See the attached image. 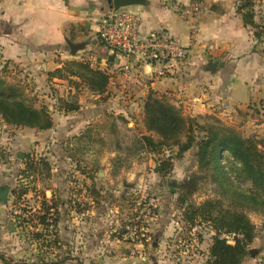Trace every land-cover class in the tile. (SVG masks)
I'll return each mask as SVG.
<instances>
[{
    "label": "rangeland",
    "instance_id": "374dc122",
    "mask_svg": "<svg viewBox=\"0 0 264 264\" xmlns=\"http://www.w3.org/2000/svg\"><path fill=\"white\" fill-rule=\"evenodd\" d=\"M224 1L237 12L238 6L245 3ZM194 3L201 9L187 15V19L196 21L209 9H223L220 0H191L181 5ZM249 3L244 11L253 13L262 36L258 38L251 25L247 26L248 35L264 59V0ZM250 64L248 61L245 66ZM245 66L239 67L241 72ZM182 69L181 66L174 74L166 70L164 75H155L157 81L166 79V84L155 90L171 101L176 94L184 95L186 75ZM49 72L37 63L15 62L0 49V75L23 85L36 106L49 107L55 121L51 130L44 131L9 124L0 115V187L10 186L8 202L0 199V254H6V264H217L210 249L218 233L214 224L219 220L201 215L208 208L214 215L225 209L244 213L255 224L256 235L246 246L249 254L241 264H264V211L233 203L216 179L217 173L201 168L196 146L184 153H179L176 143L163 145L158 151L146 148L142 135L156 139L159 136L147 130L144 109L143 113L135 112V123L128 125L130 120L122 110L133 103L140 104V94L136 93L140 87L116 82L110 86L109 97L96 99L85 85L77 90L68 80L51 78ZM176 73L178 84H169L167 79ZM247 73L249 69L246 76ZM65 100L80 102L82 108L64 112ZM183 103L176 105L182 107ZM247 106L233 107V116L230 111L192 114L185 107L187 111H183L201 123L219 119L243 135L258 136L264 149L262 111L248 112L254 115L249 117L245 113ZM96 107L102 116L97 115ZM219 109L223 112L226 107L216 110ZM87 110L95 113L93 119L87 117ZM76 120H80L79 124L73 126ZM181 139H186L183 134ZM167 158L171 164L160 170ZM43 159L48 161L50 172ZM222 160L229 171L230 180L226 183L231 190L256 191L240 173L241 163L228 152H224ZM53 193V202L59 205V219L56 222L50 216L45 225L38 211L44 201L50 204ZM208 201L214 205H206ZM61 207L78 215V222L72 221L75 215L71 211L61 218ZM22 210L28 218L33 213V220H18ZM193 211L194 220H189L187 212ZM220 237L234 244V235L225 230ZM232 254L223 258L229 259Z\"/></svg>",
    "mask_w": 264,
    "mask_h": 264
},
{
    "label": "crops",
    "instance_id": "0c3cea01",
    "mask_svg": "<svg viewBox=\"0 0 264 264\" xmlns=\"http://www.w3.org/2000/svg\"><path fill=\"white\" fill-rule=\"evenodd\" d=\"M190 1L147 0L146 5L126 7L140 14L143 34L166 28L188 48L190 54L185 57V61L171 60L167 69L174 74V71H180L182 66V74L186 75L185 78L183 77L186 92L184 95L176 94L174 102L176 104L184 102L183 110L189 109L188 112L192 114H216L230 111L229 114L232 116L233 107L237 109L247 104L246 114L261 109L260 116L264 118V59L260 52L253 48V39L248 35L247 26L241 14L226 1L220 0L223 9L214 7L196 21L187 19L176 11V7ZM112 8V0H2L0 2V49L7 58L15 62L37 63L47 72L62 67L66 60H82L84 56L91 54L103 60L108 50L101 44L99 38V22ZM88 38L91 39L90 43ZM67 39L74 42L85 41L87 44L84 49L73 55ZM125 61V58L120 61L118 59L117 63H107L103 67H107L110 72H116L114 74L117 76L119 64ZM248 61H251V64L246 67ZM211 62L224 64L218 66L215 71H211ZM243 66L245 71L249 69L247 76L244 69L241 72L239 68ZM136 72L139 73V83L133 81L125 83L119 76L116 79L117 83L123 86L135 85L141 89L136 91L140 94V104L136 106L132 102L129 109L122 110V113L126 114L130 120L128 125L135 123V112L143 113L144 101L147 99L149 89L160 90V86L166 84L164 83L166 79L157 81L149 73L147 66L139 65ZM176 76H178L177 73L171 75L170 79H167L168 83L175 82L177 85ZM54 79L64 82L63 79ZM206 85L210 88L205 87ZM110 90L108 86V91L104 94L92 95L96 99L107 98L110 96ZM217 107H226V110L221 112L219 109L218 112ZM95 112L99 113L98 116L103 115L98 107ZM88 116L93 119L95 113L88 111ZM248 116L254 117V115ZM76 121L73 126L78 125L80 120ZM70 145L73 146V143ZM60 209L62 210L61 218H65L68 211L75 215L72 210L65 207ZM78 217L75 215L72 221L78 222L76 220ZM4 261L0 259V264H6Z\"/></svg>",
    "mask_w": 264,
    "mask_h": 264
},
{
    "label": "trees",
    "instance_id": "16d2710c",
    "mask_svg": "<svg viewBox=\"0 0 264 264\" xmlns=\"http://www.w3.org/2000/svg\"><path fill=\"white\" fill-rule=\"evenodd\" d=\"M244 2V5L238 6V13L241 14L246 26L251 25L257 30V36L260 38L262 31H260L253 13L244 11L245 8H243L250 5L249 0ZM101 44L106 46L102 40ZM108 56L109 52L105 57ZM115 62L109 61L108 63ZM49 76L68 80L77 90L83 84L94 95H102L107 92L111 78V74L106 70L91 66L89 61L78 59L66 60L62 67L50 71ZM63 102V110L67 113L80 109V104L75 101L65 100ZM0 115L9 124L28 126L39 130L51 129L55 124L48 106H36L27 95L23 85L9 82L1 75ZM144 115L147 130L159 136V139H156L153 135H142L141 140L146 148L158 151L163 145L176 143L179 144V153H184L196 146L201 168L217 173L216 179L221 182L222 190L225 195H229L233 203L235 202L240 207L247 206L255 211H264V149H262L263 141L258 136L243 135L238 129L223 123L219 119L201 123L196 116L185 115L181 106H177L168 96L153 88L149 89L145 100ZM182 134L186 138L184 141L181 139ZM224 152H228L236 161L241 163L240 173L252 182L256 191L245 193L238 189L231 190L229 188L226 183L230 180L229 171L222 160ZM42 162L46 165L47 171L50 172L48 161L43 159ZM167 164L168 166L171 164L170 158L162 161L160 170L166 169ZM55 199L53 193L51 200H49L50 204L44 201L43 205L40 206V211H38L40 213L38 217L45 225L50 216L56 218V222L59 219V205L53 202ZM206 205H214V202L208 201ZM218 212V215H214L213 211L208 208L201 213L205 219L219 220L214 224L218 233L211 246V254L216 258L217 264H241L245 256L249 254L246 246L255 237L256 226L242 212L231 213L227 209ZM187 213L189 220H194L195 211ZM25 214L27 213L22 210V214L17 217L18 220L27 222L33 220V213H30L31 217L29 218ZM222 230L234 235L233 245L229 244L227 239L220 237ZM228 254H232L231 258H223ZM0 259L5 260V256L0 254Z\"/></svg>",
    "mask_w": 264,
    "mask_h": 264
},
{
    "label": "built area",
    "instance_id": "2783aa9c",
    "mask_svg": "<svg viewBox=\"0 0 264 264\" xmlns=\"http://www.w3.org/2000/svg\"><path fill=\"white\" fill-rule=\"evenodd\" d=\"M200 9L198 3L176 7V11L183 17ZM141 22L140 14L126 7L117 10L112 8L100 20L99 38L105 43L109 54H113L119 61L122 58L126 61L119 64L116 76L114 74L116 72H110L107 67H103L109 62L108 57L101 60L91 54L84 56L82 60L89 61L93 67L110 72L109 86L116 84L118 76L125 83L129 81L139 83V73L136 72L139 65L147 66L149 73L154 77L164 75L171 60H179L188 55V48L182 45L168 29L160 28L143 34Z\"/></svg>",
    "mask_w": 264,
    "mask_h": 264
},
{
    "label": "water",
    "instance_id": "95a60500",
    "mask_svg": "<svg viewBox=\"0 0 264 264\" xmlns=\"http://www.w3.org/2000/svg\"><path fill=\"white\" fill-rule=\"evenodd\" d=\"M146 3L147 0H112V6L115 10L132 5H146ZM67 43L73 55H76L80 50L84 49L87 44L85 41L74 42L71 39H67ZM108 59L110 62L118 61V59L115 58L113 54H109ZM223 64V62H211L210 69L211 71H215L218 66H223ZM171 184L174 185L173 183ZM9 191L10 186L7 184H4L0 187V199L3 202H8Z\"/></svg>",
    "mask_w": 264,
    "mask_h": 264
}]
</instances>
